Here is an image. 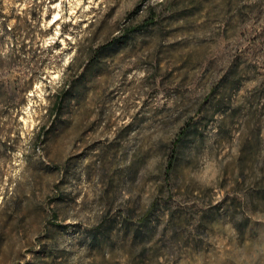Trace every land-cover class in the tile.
Instances as JSON below:
<instances>
[{
  "label": "rangeland",
  "instance_id": "rangeland-1",
  "mask_svg": "<svg viewBox=\"0 0 264 264\" xmlns=\"http://www.w3.org/2000/svg\"><path fill=\"white\" fill-rule=\"evenodd\" d=\"M0 264H264V0H0Z\"/></svg>",
  "mask_w": 264,
  "mask_h": 264
},
{
  "label": "clouds",
  "instance_id": "clouds-1",
  "mask_svg": "<svg viewBox=\"0 0 264 264\" xmlns=\"http://www.w3.org/2000/svg\"><path fill=\"white\" fill-rule=\"evenodd\" d=\"M209 178L208 176V169H205V172L202 173L200 176L197 177V179L201 180V181H205Z\"/></svg>",
  "mask_w": 264,
  "mask_h": 264
},
{
  "label": "trees",
  "instance_id": "trees-1",
  "mask_svg": "<svg viewBox=\"0 0 264 264\" xmlns=\"http://www.w3.org/2000/svg\"><path fill=\"white\" fill-rule=\"evenodd\" d=\"M175 160H176V156L172 155V159L170 160V164H174Z\"/></svg>",
  "mask_w": 264,
  "mask_h": 264
}]
</instances>
